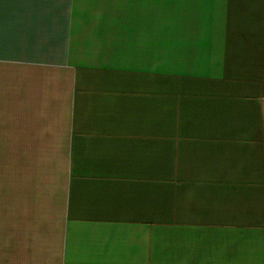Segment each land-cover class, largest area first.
I'll use <instances>...</instances> for the list:
<instances>
[{"label":"crops","instance_id":"1","mask_svg":"<svg viewBox=\"0 0 264 264\" xmlns=\"http://www.w3.org/2000/svg\"><path fill=\"white\" fill-rule=\"evenodd\" d=\"M0 264H264V0H4Z\"/></svg>","mask_w":264,"mask_h":264},{"label":"snow or ice","instance_id":"2","mask_svg":"<svg viewBox=\"0 0 264 264\" xmlns=\"http://www.w3.org/2000/svg\"><path fill=\"white\" fill-rule=\"evenodd\" d=\"M15 2H26V0H15ZM4 3V0H0V5H2Z\"/></svg>","mask_w":264,"mask_h":264}]
</instances>
